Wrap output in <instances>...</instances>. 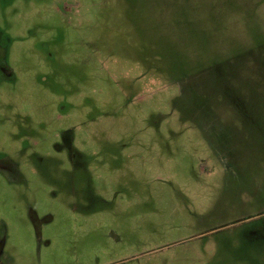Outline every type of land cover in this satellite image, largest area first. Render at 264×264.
Instances as JSON below:
<instances>
[{
	"label": "rangeland",
	"instance_id": "1",
	"mask_svg": "<svg viewBox=\"0 0 264 264\" xmlns=\"http://www.w3.org/2000/svg\"><path fill=\"white\" fill-rule=\"evenodd\" d=\"M0 264H264V0H0Z\"/></svg>",
	"mask_w": 264,
	"mask_h": 264
},
{
	"label": "flooded vegetation",
	"instance_id": "2",
	"mask_svg": "<svg viewBox=\"0 0 264 264\" xmlns=\"http://www.w3.org/2000/svg\"><path fill=\"white\" fill-rule=\"evenodd\" d=\"M2 72H5V69H3V71H2ZM7 76H8V77H7ZM7 76H6V77H4V79L12 80V79H11L12 77H10L11 75L9 76V75L7 74ZM38 226H39V225H38ZM38 229H39V227H38Z\"/></svg>",
	"mask_w": 264,
	"mask_h": 264
}]
</instances>
